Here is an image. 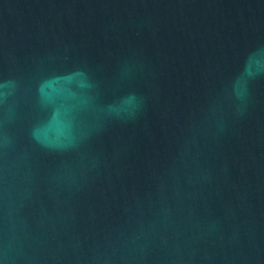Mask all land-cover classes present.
<instances>
[{
	"label": "water",
	"instance_id": "water-1",
	"mask_svg": "<svg viewBox=\"0 0 264 264\" xmlns=\"http://www.w3.org/2000/svg\"><path fill=\"white\" fill-rule=\"evenodd\" d=\"M0 264H264V0H0Z\"/></svg>",
	"mask_w": 264,
	"mask_h": 264
}]
</instances>
